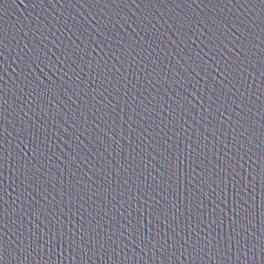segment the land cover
Returning a JSON list of instances; mask_svg holds the SVG:
<instances>
[{
    "label": "water",
    "instance_id": "1",
    "mask_svg": "<svg viewBox=\"0 0 264 264\" xmlns=\"http://www.w3.org/2000/svg\"><path fill=\"white\" fill-rule=\"evenodd\" d=\"M0 264H264V0H0Z\"/></svg>",
    "mask_w": 264,
    "mask_h": 264
},
{
    "label": "snow or ice",
    "instance_id": "2",
    "mask_svg": "<svg viewBox=\"0 0 264 264\" xmlns=\"http://www.w3.org/2000/svg\"><path fill=\"white\" fill-rule=\"evenodd\" d=\"M157 203H159V201H157Z\"/></svg>",
    "mask_w": 264,
    "mask_h": 264
}]
</instances>
